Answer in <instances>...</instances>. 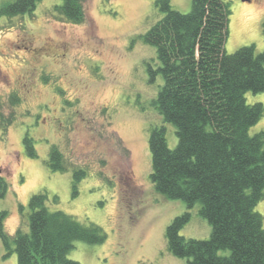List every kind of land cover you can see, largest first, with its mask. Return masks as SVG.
<instances>
[{"label":"rangeland","instance_id":"obj_1","mask_svg":"<svg viewBox=\"0 0 264 264\" xmlns=\"http://www.w3.org/2000/svg\"><path fill=\"white\" fill-rule=\"evenodd\" d=\"M5 1L11 0L0 5ZM226 1V52L251 44L264 52V0ZM61 2L40 0L31 14L0 17V112L15 116L6 132L0 130V171L9 185L0 200L4 229L13 234L23 220L19 205L25 215L29 197L46 191L49 210L94 223L106 234L102 243L75 241L68 257L80 264H186L167 249V225L189 211L180 235L205 239L211 227L198 203L188 209L163 197L149 178L150 129L164 125L168 146L176 145L174 127L150 105L162 79L149 82L155 48L141 37L163 14L155 0H85L84 18L74 23L53 11ZM170 3L183 13L191 7V0ZM245 97L264 105V90ZM260 130L264 115L250 133ZM26 134L35 157L26 154ZM50 145L63 154L66 171L46 166ZM73 168L86 171L75 195ZM255 210L264 226V198ZM3 252L0 242V264H17L14 251L4 259Z\"/></svg>","mask_w":264,"mask_h":264},{"label":"trees","instance_id":"obj_2","mask_svg":"<svg viewBox=\"0 0 264 264\" xmlns=\"http://www.w3.org/2000/svg\"><path fill=\"white\" fill-rule=\"evenodd\" d=\"M40 0H11L0 5V17L31 14ZM85 0H62L53 11L79 23ZM163 14L141 36L155 48L156 67L147 64L149 82L162 83L150 105L164 123L175 129L176 145L170 148L164 125L150 129V181L154 190L170 200H181L188 209L199 204L198 214L211 227L205 239L185 238L181 228L190 212L176 216L166 227L168 251L186 264H264V226L255 210L264 198V130L250 128L264 115L261 102L248 103L246 92L264 90V52L244 45L225 50L230 6L226 0H191L186 13L170 0H155ZM264 37V20L262 22ZM17 104L19 98H11ZM15 119L0 112L4 133ZM26 154L37 156L32 138L25 135ZM63 154L50 145L46 166L66 171ZM86 175L72 169V193ZM0 171V200L8 191ZM46 191L33 193L27 212L19 205L22 223L13 234L4 229L7 211L0 209V242L6 258L12 251L17 264H80L68 257L75 241L102 243L105 232L94 223L83 224L60 210L51 211ZM56 200V197H54Z\"/></svg>","mask_w":264,"mask_h":264}]
</instances>
